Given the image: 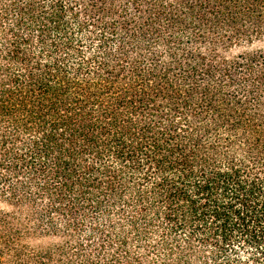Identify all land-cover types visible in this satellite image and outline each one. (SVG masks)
<instances>
[{
    "label": "trees",
    "instance_id": "1",
    "mask_svg": "<svg viewBox=\"0 0 264 264\" xmlns=\"http://www.w3.org/2000/svg\"><path fill=\"white\" fill-rule=\"evenodd\" d=\"M0 264H264V0H0Z\"/></svg>",
    "mask_w": 264,
    "mask_h": 264
}]
</instances>
